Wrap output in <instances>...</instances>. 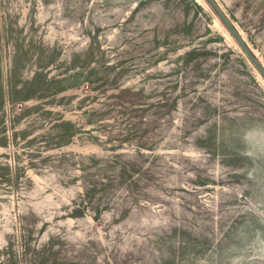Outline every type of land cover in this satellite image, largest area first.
I'll use <instances>...</instances> for the list:
<instances>
[{"label":"rangeland","instance_id":"1","mask_svg":"<svg viewBox=\"0 0 264 264\" xmlns=\"http://www.w3.org/2000/svg\"><path fill=\"white\" fill-rule=\"evenodd\" d=\"M0 264H264V75L207 0H0Z\"/></svg>","mask_w":264,"mask_h":264},{"label":"water","instance_id":"2","mask_svg":"<svg viewBox=\"0 0 264 264\" xmlns=\"http://www.w3.org/2000/svg\"><path fill=\"white\" fill-rule=\"evenodd\" d=\"M218 12L220 17L222 18L225 25L228 27V29L231 31V33L234 35V37L237 39V41L241 44V46L244 48L246 53L249 55L251 60L254 62V64L258 67V69L261 71V73L264 75V65L259 61L257 56L252 52V50L249 48L247 43L245 42L244 38L241 36L237 28L233 25V23L229 20L227 15L223 12L219 4L216 2V0H207Z\"/></svg>","mask_w":264,"mask_h":264}]
</instances>
